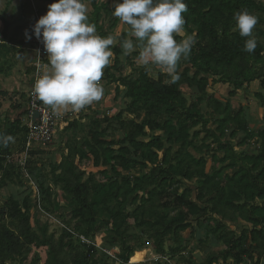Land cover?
<instances>
[{"label": "trees", "instance_id": "trees-1", "mask_svg": "<svg viewBox=\"0 0 264 264\" xmlns=\"http://www.w3.org/2000/svg\"><path fill=\"white\" fill-rule=\"evenodd\" d=\"M184 2L188 9L183 13L184 28L196 37L197 43L189 58L179 62V80L172 83L170 77L161 70L157 79H154L145 68L139 69L136 75L123 76L124 69L120 66L119 57L121 42L126 34L119 37V44L110 47L115 56L113 64L104 68V79L124 87L125 97L130 102L125 111L114 117L97 115L91 119L89 144H82V147L88 149L93 167H108L110 170H102L99 181L89 178L87 182H82L84 172L72 161L71 154L57 164L53 182L61 187L66 200L70 202L71 220L74 221L72 231L64 229L57 242L53 236L47 237L45 229L42 236L32 230L28 199L19 201L9 198L0 204V264L16 261L28 264L29 255L36 248L42 249L44 245L49 247L50 259L47 264H107L100 258L106 256L108 259L107 255L94 246L84 244L79 238L82 236L89 240L102 228L107 229L113 245H120L124 249L121 264H129L134 250L126 247L127 220L133 218L136 223L139 219L146 218L147 204L154 205L158 201H163V207L179 211L178 214L170 220L166 216L157 218L155 222L143 220L141 225L148 227V234L155 243V252L162 258L157 264H173L179 249L170 250L169 257L164 251V242L168 236H173L176 244L181 243V233L192 230L188 221L200 213L199 203L206 199L209 189L216 194L211 212L219 211L224 217L226 212H230L232 221L240 219L251 226V229H243L239 235L224 232L221 241L225 243V251L219 257L209 258L207 264H214L220 259L243 264L246 260H251L256 251L264 253V96L256 94L263 110V129L259 134L261 145L256 154H238L231 144L240 133L250 134L244 118V108L236 111L230 103L224 104L207 96V88L211 83L230 86L232 91L229 96L232 98L237 91L256 82L264 89V43L258 41V46L252 53L244 51L247 38L239 35L233 19L234 12L250 10L259 18L254 35L262 38L264 31L261 25L264 20L259 14L264 15V5L259 0ZM92 7L89 22L95 24L98 35L107 37L104 28L99 25L106 6L93 3ZM5 17V13L0 15L4 30L8 29ZM175 38L177 41L182 40L179 36ZM6 41V38L1 40L2 43ZM2 43L0 53L6 50ZM112 71L119 76L116 77ZM2 72L0 66V73ZM182 86L190 88L195 95L190 101L181 91ZM204 104L211 111L209 118L202 111ZM125 114L129 117L124 118ZM213 118L216 121L215 130L208 128ZM111 122H115L116 126ZM105 124L107 126L102 128ZM76 128L75 123H70L66 130ZM110 128H114L117 138L106 140L105 135ZM197 128L200 130H196ZM26 132L20 119L9 122V126L3 127L0 124V135H10L13 138L6 145L0 142V191L9 186L23 187L26 182L17 161H10L14 154L13 144H19L21 152ZM202 133L205 134L202 139L204 144L210 139L212 145L216 146V150L209 154L212 156V165L228 163L227 167L234 170V174L226 176L223 183L219 179L215 182V179L221 177L220 172L208 176L203 171L206 161L196 160L186 151L202 150L195 145ZM173 147H178L174 153ZM65 149L70 153L78 152L77 146L72 145L70 140L65 143ZM219 153L224 154L221 160L217 158ZM43 154L44 152L30 154L27 169L32 180V162ZM192 165H195L194 170H191ZM192 178L201 182L196 199L187 200L183 194L167 204L173 195L169 191L179 187L182 180ZM36 185L39 189L37 183ZM42 191L45 198L40 202L41 210L47 214L58 213L59 206L51 201V189ZM218 205L222 207V211L217 208ZM127 206L135 209L126 213ZM103 210L108 216L99 224L97 217ZM65 224L69 226L68 223ZM76 238L81 243L78 247L72 243ZM32 261L30 264H36Z\"/></svg>", "mask_w": 264, "mask_h": 264}, {"label": "rangeland", "instance_id": "rangeland-1", "mask_svg": "<svg viewBox=\"0 0 264 264\" xmlns=\"http://www.w3.org/2000/svg\"><path fill=\"white\" fill-rule=\"evenodd\" d=\"M14 1L16 3L14 6L15 8H18L19 5H22L23 3V0ZM29 1L33 13H35L37 5L45 7L48 4L50 5L53 3L51 0L47 1L46 4L45 0ZM87 1V7H91L92 9L93 3H96V5L106 6L100 22L103 25L105 32L111 31V36L114 37V44L110 46L111 48L119 44V37L123 33L126 34L125 39L128 38L129 26L125 23H122L119 18L112 15L114 5L116 3L122 2V0H86V2ZM259 1H261L264 5V0ZM37 2L42 3L37 4ZM29 7L30 6L26 8L29 10ZM15 11L16 12L13 13L11 18L15 20L20 19L17 22L23 23L25 21V15H27V11H20V9H16ZM19 13L22 14V17L19 15ZM33 13H31L29 17L28 15L26 16V18L28 17L26 20V25H31L30 20L32 19ZM259 16L262 20H264V15L259 14ZM2 26V23H0V43H2L1 40H4V38H6V40L10 41L11 43L14 40L18 41L17 35L14 31H10V29L4 30V27L2 28ZM261 27L264 31V23L261 25ZM187 35L192 34L187 32V30L184 28V31L180 34H177L176 36H179L183 39ZM8 37L11 39H8ZM258 41L264 43V37H258ZM11 43L5 45L6 50L1 51L0 53V66L3 69V72L0 73V124L3 127L6 125L9 126V122L14 120H24L23 116L27 109V96L30 89L28 81L29 77H27L30 73L27 71L30 70L29 68H31V65L28 66L29 63L23 60L24 56H19V54L23 52H20L19 49L16 48V46H13ZM134 54H139V50L133 51L128 56H124L123 50L121 48V55L119 59L121 60L124 69V72L122 73L123 76L136 75L139 72V69L145 68V66H143L139 61V56ZM114 56L115 55L113 54L111 58V64H113ZM147 70L152 78L157 79L160 69H157L152 65L149 66ZM116 77L118 76L116 75ZM181 91L187 97L188 101H190L195 96L192 93V90L186 86L181 87ZM231 91L232 88L228 85H214L211 83L207 88V96L224 104L230 103L232 109L236 111L240 108H244V118L247 122L250 134L246 135L240 133L234 140L231 141V144L235 149V152L238 154H256L261 145L259 134L263 129V110L261 109L260 102L256 98V94H262L264 96V89L260 87L259 82H256L243 90L237 91L236 96L233 98L229 96V92ZM202 111L209 118L211 111L206 108L205 104L202 105ZM103 113L101 115L99 114V116H105ZM115 115H117V113L114 111L107 114L109 118L112 116L114 117ZM74 116H71V120H74ZM127 117L129 116L125 114L124 118ZM214 118L208 127L211 130L216 129V121H214ZM219 118L220 117H217L216 119ZM82 120L83 118L80 121ZM90 121V119L89 121L86 119L83 123H80V127L77 126L75 130H68V133L63 135L61 138L56 137L54 143L44 151L43 155L39 156L40 159L38 157H36L37 159H34L32 162V174L34 182L39 186V193H36L33 189H31L29 183L27 182L23 183V187L9 186L0 191V204L6 202L9 198H15L19 201H23L24 199L29 200L31 206V228L38 236H42V231L45 229L47 232V237L53 236L54 241L57 242L62 236L64 229L72 231V226L74 224V221L71 220L70 215L72 209L70 202L66 200L61 187L54 184L53 182L54 175L56 174L55 169L57 168V164L61 163L66 156L71 154L72 161L82 172H84L82 182H87L89 178L99 181L101 179L100 174L102 170H110L108 167H93L87 147H82V144L89 142L88 131L91 128ZM69 122L72 121H68V123ZM64 124L66 125L67 121ZM111 124L116 126L115 122H111ZM106 126V124L102 125V128H105ZM196 130H200V128H197ZM156 135H161V133H156ZM114 138H117V133L115 132L114 128H110L105 135V139L109 140ZM203 138H205L204 133H202V135L195 141V145L199 146V148H202V150L200 149L201 151L194 149L186 151L190 152L193 157L196 158V160L204 159L206 161V166L204 167L203 171L208 176H211L216 172H220L221 177L215 179V182L219 179L220 182L223 183L226 180V176L231 177L234 174V170L227 167L228 163H218L215 166L212 165V156L209 154L210 151L216 150V146L212 145V141L210 139H208L206 144H204L202 142ZM68 140L72 141V145L77 146V153H70L69 150L65 149V143ZM207 146L211 147L208 148ZM12 147L14 154H18L20 150L19 144L14 143ZM177 150L178 147H173V153ZM81 154H85V156H81L83 159L80 157ZM223 157V153L217 154L218 160H221ZM194 169L195 165H192L191 170ZM200 186L201 182L197 178H192L191 180H182L179 187H174L172 191H169L170 194L173 195L169 198L167 204H169V202H171L176 196H181L183 194L186 195L187 200H195ZM48 188H50L52 192L51 201H54V204L59 206V211L56 214H47L40 208V202L44 200V193H42V190H46ZM215 196V192L210 191V189L207 190L206 199L199 203L200 213L198 216L191 217L188 221L192 225V230L181 233L180 244L175 243L173 236H168L166 238L164 242V251L166 254H168L167 256L170 257V250H175L177 248L179 249V253L172 261L173 264H207L209 258L219 257L220 254L225 251V243L221 241V235L224 232H232L236 235H239L243 229H251V226L247 225L240 219H235L232 221L230 219V212H226V217H224L222 213H219V211L211 212L210 210L211 206L213 205V199L216 198ZM146 208V218L139 219L136 223L133 218H129L125 225V232L127 236L126 247L134 250L131 254L129 261L130 264H157L155 260H157L159 255H157L155 252V243L154 240L151 239L150 234H148V227L141 225L143 220L155 222L157 218L161 216H166L167 219L169 218L170 220V218H174L179 212L173 211L171 208L163 207V201H158L154 205L147 204ZM217 208L220 211L223 210L220 205H218ZM133 209H135V207L132 208L127 206L125 212L130 213L133 211ZM107 216L108 214L106 211H101L97 217L99 224L101 223L100 221L106 220ZM65 223H68L69 226H67ZM89 241L95 243L103 250H106L116 259L113 260L109 257L106 259V256H101V261L107 264H121L124 249L120 245H113L111 243V239L106 228H102V230L99 233L93 235ZM72 243L73 246L77 247L81 244L77 238L73 239ZM41 248L42 249L36 248L33 253L29 255L28 264H30L32 260L35 261L36 264L48 263L50 259L49 247L44 245ZM8 264L19 263L16 261L10 262ZM214 264L235 263L232 260L222 261L220 259ZM243 264H264V253L261 251H256L252 259L246 260Z\"/></svg>", "mask_w": 264, "mask_h": 264}, {"label": "clouds", "instance_id": "clouds-1", "mask_svg": "<svg viewBox=\"0 0 264 264\" xmlns=\"http://www.w3.org/2000/svg\"><path fill=\"white\" fill-rule=\"evenodd\" d=\"M184 0H122L112 15L129 26L128 38L121 42L123 55L139 50V61L146 69L154 65L172 83L179 80L178 65L189 58L197 43L194 35L177 41L184 31L187 12ZM235 29L245 40L243 50L252 53L258 46L254 29L259 18L248 9L233 13ZM33 32L48 54V65L33 83L36 97L54 111L59 108L80 111L104 95L103 70L111 64L110 46L114 37L97 34L89 22L85 0H55L35 23ZM26 38L31 39L27 35ZM13 138L0 135L5 145Z\"/></svg>", "mask_w": 264, "mask_h": 264}, {"label": "crops", "instance_id": "crops-1", "mask_svg": "<svg viewBox=\"0 0 264 264\" xmlns=\"http://www.w3.org/2000/svg\"><path fill=\"white\" fill-rule=\"evenodd\" d=\"M47 1H49V0H45V4ZM51 1L55 2V0H51ZM85 2H86V0H85ZM29 3H30L29 0H23L22 5H19L18 8H15L14 6L16 3L14 0H0V7H1L0 8V15L3 13L6 14L5 20L8 23V29H10V31H14L16 33L17 39H18V41L14 40L12 43L7 40L6 42H4V44L6 43L5 45H8L9 43H11L13 46H16V48H18L20 52L21 51L23 52V53L19 52L20 53L19 56L20 57L24 56L23 60L25 62L27 61V63H29L28 66L31 65V68H29L30 70L27 71L30 73L27 76V77H29L28 81H29V88H30L32 73H33V64L35 62V53L33 50L38 45L39 42L41 44H43L41 42V40H38L35 37L34 32H33V28H34L35 23L38 21V19L47 13L49 4L47 3L48 5L45 7L37 5V8L35 9V13H33V10L31 8V4H29ZM38 3H42V2H37V4ZM86 3H88V1ZM28 6H30L29 10L27 9ZM16 9H18V10L20 9V11L21 10H24V11L28 10L27 11L28 17L30 16L31 13H33L32 19L30 20L31 25L30 24L26 25V20L28 18V17L26 18L27 15H25V21L23 23L17 22L20 19L15 20V19L11 18L13 16V13L16 12L15 11ZM92 13H93V9L91 7L90 8L88 7V17H91ZM19 15L22 17L21 13H19ZM99 25L103 27L101 22ZM3 27L4 26H2V28ZM26 31H27V35L30 36L31 39L26 38ZM106 33H107V36L111 35V31L106 32ZM10 37H12V36H10ZM10 37H8V39H11ZM120 62H121V60H120ZM46 64L48 65V61H46ZM120 66L123 67L122 62H121ZM45 69H46V67L44 68V70ZM112 74H114L115 76L116 75L119 76L114 71H112ZM101 83H102L103 88H104V95L100 101L93 102V104L86 106L85 108L81 109L80 111H73V110H71L70 107L68 109H64V108L57 109L60 112L68 113L71 116H74V115L75 116H74V120H72V122H69V123L67 122L66 125L63 124L57 128L55 138L56 137L61 138L63 135L67 134L69 129L66 130V128L68 127V124H70V123H75V124H77L76 127L77 126L80 127V123H83L86 119L89 121V119L91 120L95 116H97L99 114L101 115L103 112H104L103 114L107 116V114H109L110 112H113V111L118 114L119 112L126 110L127 104L130 102V100L125 97L126 89L124 87H122L119 83H112V82L105 80L104 74H103V77L101 79ZM93 112H96V113H93ZM72 114H74V115H72ZM82 118H83V120L80 121ZM22 123H23V121H22Z\"/></svg>", "mask_w": 264, "mask_h": 264}, {"label": "built area", "instance_id": "built-area-1", "mask_svg": "<svg viewBox=\"0 0 264 264\" xmlns=\"http://www.w3.org/2000/svg\"><path fill=\"white\" fill-rule=\"evenodd\" d=\"M33 51L35 53V62L33 64L32 79L27 96V109L23 120V125L27 129L25 142L21 152L13 154L10 161H17L24 180L29 183L31 189L39 193L40 191L27 169L28 160L31 158L30 154L32 152H44L54 143L57 128L66 121L72 120L70 114L60 112L59 110L54 111L50 106L44 105L34 94L33 83L35 79L43 74L44 68L47 67L46 61L48 54L40 42ZM79 238L84 244L94 246L109 258L116 260L109 252L98 247L95 243L90 242L82 236ZM161 259L158 256L157 260H155L156 263Z\"/></svg>", "mask_w": 264, "mask_h": 264}]
</instances>
